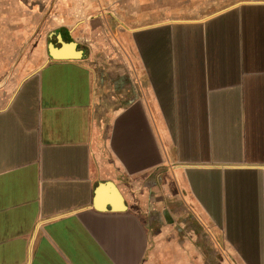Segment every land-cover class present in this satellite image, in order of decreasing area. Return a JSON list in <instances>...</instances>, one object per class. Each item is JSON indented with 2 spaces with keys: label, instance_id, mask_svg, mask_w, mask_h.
Masks as SVG:
<instances>
[{
  "label": "crops",
  "instance_id": "1",
  "mask_svg": "<svg viewBox=\"0 0 264 264\" xmlns=\"http://www.w3.org/2000/svg\"><path fill=\"white\" fill-rule=\"evenodd\" d=\"M220 1L81 7L0 76V264H264V0Z\"/></svg>",
  "mask_w": 264,
  "mask_h": 264
},
{
  "label": "rangeland",
  "instance_id": "2",
  "mask_svg": "<svg viewBox=\"0 0 264 264\" xmlns=\"http://www.w3.org/2000/svg\"><path fill=\"white\" fill-rule=\"evenodd\" d=\"M119 1L110 0L112 6ZM211 1L214 4L211 10L221 4ZM233 1L240 0H222V3ZM84 6L90 7L91 14L99 12L102 19L104 0H0V76L17 67L26 70L27 66H34L35 56L43 50L46 41H55L54 35L48 36L49 32L60 23L70 25Z\"/></svg>",
  "mask_w": 264,
  "mask_h": 264
},
{
  "label": "water",
  "instance_id": "3",
  "mask_svg": "<svg viewBox=\"0 0 264 264\" xmlns=\"http://www.w3.org/2000/svg\"><path fill=\"white\" fill-rule=\"evenodd\" d=\"M59 38V36H58ZM70 47V51L71 53H65L64 51H61L63 47ZM81 52L76 49V44L75 42H63L60 40V46L56 47L54 46L51 42L48 43V55L50 58L53 59H63V58H75L80 56ZM107 184H111V183H107ZM105 186V184H99L97 189H96V196L97 198L99 197L103 187ZM118 194V192H116ZM119 196V195H118Z\"/></svg>",
  "mask_w": 264,
  "mask_h": 264
},
{
  "label": "bare ground",
  "instance_id": "4",
  "mask_svg": "<svg viewBox=\"0 0 264 264\" xmlns=\"http://www.w3.org/2000/svg\"><path fill=\"white\" fill-rule=\"evenodd\" d=\"M67 47H68V46H66V47L64 46V47L62 48V50H63L64 48H67ZM70 49H71V48L68 47V50H65L64 52L67 53V54H68V53H71Z\"/></svg>",
  "mask_w": 264,
  "mask_h": 264
}]
</instances>
